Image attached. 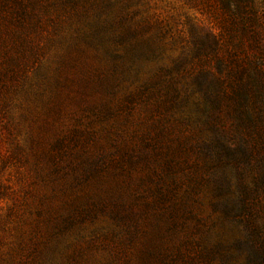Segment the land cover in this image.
Returning a JSON list of instances; mask_svg holds the SVG:
<instances>
[{"label": "rangeland", "instance_id": "rangeland-1", "mask_svg": "<svg viewBox=\"0 0 264 264\" xmlns=\"http://www.w3.org/2000/svg\"><path fill=\"white\" fill-rule=\"evenodd\" d=\"M132 1L152 57L0 49V264H264V0L241 114L219 2Z\"/></svg>", "mask_w": 264, "mask_h": 264}, {"label": "trees", "instance_id": "trees-1", "mask_svg": "<svg viewBox=\"0 0 264 264\" xmlns=\"http://www.w3.org/2000/svg\"><path fill=\"white\" fill-rule=\"evenodd\" d=\"M217 1L224 14V30L217 42L223 43V33L228 35L226 45L219 46L225 47L224 51L233 59L231 73L238 82L233 93L225 97L230 113L241 114L245 95L254 91L262 78L258 73L260 60H249L250 54L240 36L247 34L252 40L248 45L259 53L263 51L258 28L261 21L252 7L253 0ZM133 5L132 0H0V49L5 52L25 47L41 51L36 40L44 37L50 42L67 31L70 46L83 52L91 50L121 60L152 57L159 48L153 30L157 23L149 14L142 16L138 9L130 8ZM147 9L144 7V11ZM218 65L221 68V60ZM87 86L84 82L83 87ZM253 235L257 242L255 258L262 261L264 240L259 231Z\"/></svg>", "mask_w": 264, "mask_h": 264}]
</instances>
